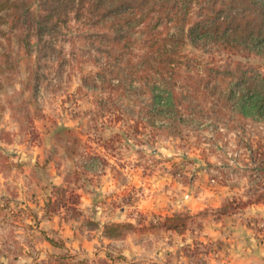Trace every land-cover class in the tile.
<instances>
[{
    "label": "rangeland",
    "instance_id": "rangeland-1",
    "mask_svg": "<svg viewBox=\"0 0 264 264\" xmlns=\"http://www.w3.org/2000/svg\"><path fill=\"white\" fill-rule=\"evenodd\" d=\"M86 26L73 17L27 50L0 24V264H204L231 247L208 226L263 240L264 208L251 207L264 203L254 200L264 192L255 93L236 79L203 86L195 69L204 76L212 54L189 41L181 51L195 68L171 104L157 77L113 90ZM214 55L264 75V55ZM171 215L179 231L163 223Z\"/></svg>",
    "mask_w": 264,
    "mask_h": 264
},
{
    "label": "trees",
    "instance_id": "trees-1",
    "mask_svg": "<svg viewBox=\"0 0 264 264\" xmlns=\"http://www.w3.org/2000/svg\"><path fill=\"white\" fill-rule=\"evenodd\" d=\"M38 1L35 7V0H0V24H8L21 44L31 50L32 37L41 38L74 17L87 25L83 38L89 40L95 53L105 57L101 72L107 69L112 77H117V83L112 84L105 73L100 74L113 90L124 88L125 78L130 81L148 78L149 82L157 77L167 88L165 104H171L173 96L171 99L169 94L177 79L192 77L190 70L195 68L192 57L181 51L189 41L212 54V61L201 68L204 76L195 69L203 86L208 87L216 78L225 82L236 79L255 93L249 99L251 106L264 104V75L257 68L241 59L217 62L214 55L223 52L264 55V0ZM8 56L0 50L2 62L8 63ZM1 63L0 73L4 70ZM185 82L195 84L187 79ZM151 84L156 86L154 82ZM159 96L153 93V102ZM263 193H258L254 200L264 201ZM176 218L179 217L165 216L163 223L179 231L183 221Z\"/></svg>",
    "mask_w": 264,
    "mask_h": 264
},
{
    "label": "crops",
    "instance_id": "crops-1",
    "mask_svg": "<svg viewBox=\"0 0 264 264\" xmlns=\"http://www.w3.org/2000/svg\"><path fill=\"white\" fill-rule=\"evenodd\" d=\"M251 207L262 209L264 203H255ZM205 234L210 239H224L231 247L218 250L204 264H264V239L259 238L252 230L235 232L208 226L205 227Z\"/></svg>",
    "mask_w": 264,
    "mask_h": 264
}]
</instances>
